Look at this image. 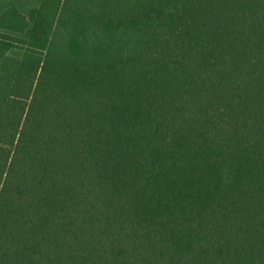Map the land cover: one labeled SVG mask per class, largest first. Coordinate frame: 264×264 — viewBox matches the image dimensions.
Instances as JSON below:
<instances>
[{"label": "trees", "instance_id": "trees-1", "mask_svg": "<svg viewBox=\"0 0 264 264\" xmlns=\"http://www.w3.org/2000/svg\"><path fill=\"white\" fill-rule=\"evenodd\" d=\"M0 117V264H264V0H41Z\"/></svg>", "mask_w": 264, "mask_h": 264}, {"label": "rangeland", "instance_id": "rangeland-1", "mask_svg": "<svg viewBox=\"0 0 264 264\" xmlns=\"http://www.w3.org/2000/svg\"><path fill=\"white\" fill-rule=\"evenodd\" d=\"M41 0H0V13L7 8H16L28 15L32 8L39 6ZM22 50L12 47L0 58V117L9 97L10 89L18 70Z\"/></svg>", "mask_w": 264, "mask_h": 264}]
</instances>
